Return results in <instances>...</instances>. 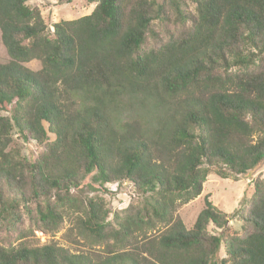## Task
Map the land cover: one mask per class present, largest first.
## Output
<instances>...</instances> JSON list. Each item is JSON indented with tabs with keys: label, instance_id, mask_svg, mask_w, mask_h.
Returning <instances> with one entry per match:
<instances>
[{
	"label": "trees",
	"instance_id": "obj_1",
	"mask_svg": "<svg viewBox=\"0 0 264 264\" xmlns=\"http://www.w3.org/2000/svg\"><path fill=\"white\" fill-rule=\"evenodd\" d=\"M30 1L0 0V264H264L263 179L241 200L239 236L207 197L191 229L177 214L209 173L237 180L264 162V0H88L90 14L51 29ZM153 23L177 28L161 40ZM137 95L162 109L149 131L116 124ZM14 132L44 149L24 157ZM88 175L90 189L131 183L138 203L110 223L102 199L70 194ZM77 207L82 236L112 241L103 251L29 243Z\"/></svg>",
	"mask_w": 264,
	"mask_h": 264
},
{
	"label": "rangeland",
	"instance_id": "obj_2",
	"mask_svg": "<svg viewBox=\"0 0 264 264\" xmlns=\"http://www.w3.org/2000/svg\"><path fill=\"white\" fill-rule=\"evenodd\" d=\"M161 2L162 0H157ZM30 5L37 7L40 11V15L43 21L51 26L50 23H56L61 20H74L84 15H88L94 8V3H89L88 0H72L71 2H65V0H31ZM187 9L193 10V5L188 2ZM153 23V29L160 32L159 38L165 40L167 32L176 30V26L166 23ZM51 29V27H50ZM8 55L3 46L0 38V63L6 62ZM32 70L40 68V62L37 59H33L25 64ZM155 100L152 96L137 95L125 98L121 102L118 111L115 112L116 124L119 126L122 123L130 122L132 120H139L143 124V130L149 131L155 124L158 116L162 114L161 107H157ZM14 142L17 144L21 155L24 157H36V155L44 149L40 148L35 142H22L18 134L14 132ZM91 175H88L79 185L80 189H70V194L73 197L82 199H102L105 208L109 211L107 221L113 223V219L116 215L123 214L130 205H136L140 199L136 190L129 182L121 183H107L103 190L97 184H94L89 188ZM256 178L264 180V162H262L256 169L250 172V174L244 176H238L237 180L232 177L222 178L211 172L207 175L206 181L203 184L201 194L190 200L189 202L179 205L177 208V214L182 219L186 229H191L194 220L198 212L204 207V198L207 197L212 205L219 211L224 212L228 217V229L233 236H239L243 233L245 225L242 223L240 216L246 212V209L240 207L241 200L251 197L254 189L253 182ZM89 184V185H88ZM64 210V216L62 222L56 229L48 228H34L30 231L27 239L29 243L34 245H43L47 243H55L58 246L67 248L73 253H88L100 252L105 248L106 243H111V240L94 244L88 240V238L82 236L79 228L76 225L77 217L80 216V207ZM20 212L23 214L24 227L34 226L32 221L25 210L20 207ZM33 223V224H32ZM164 229L162 224H157L155 229L149 230L148 233H158ZM210 233H218L219 230L213 228L212 225L208 226ZM3 234V230H0V237ZM25 240L22 237L15 240V244ZM224 245L221 244L217 254L218 262L226 258Z\"/></svg>",
	"mask_w": 264,
	"mask_h": 264
}]
</instances>
